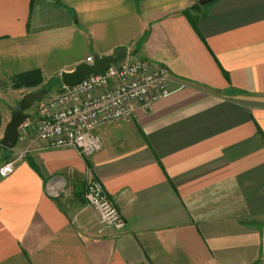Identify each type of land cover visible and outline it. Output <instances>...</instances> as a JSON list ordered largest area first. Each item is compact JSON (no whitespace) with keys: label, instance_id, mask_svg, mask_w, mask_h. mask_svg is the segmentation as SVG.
Wrapping results in <instances>:
<instances>
[{"label":"crops","instance_id":"obj_1","mask_svg":"<svg viewBox=\"0 0 264 264\" xmlns=\"http://www.w3.org/2000/svg\"><path fill=\"white\" fill-rule=\"evenodd\" d=\"M121 46L168 66L170 95L98 128L95 154L38 140L16 159L0 264H264V0H0V95ZM89 178L124 229L101 230Z\"/></svg>","mask_w":264,"mask_h":264},{"label":"built area","instance_id":"obj_2","mask_svg":"<svg viewBox=\"0 0 264 264\" xmlns=\"http://www.w3.org/2000/svg\"><path fill=\"white\" fill-rule=\"evenodd\" d=\"M92 60V56L87 58L88 62ZM173 82L168 66L148 59L126 58L75 85L63 84L56 96L37 101L38 120H27L21 128L20 139L28 143L16 151L15 158L0 166V176L13 172L16 159L39 149L35 145L38 140L45 141L47 148H72L83 156L95 154L102 148L98 128L128 117L136 102L150 105L169 96ZM85 200L96 210L101 230L124 229L125 219L102 181L88 179Z\"/></svg>","mask_w":264,"mask_h":264},{"label":"water","instance_id":"obj_3","mask_svg":"<svg viewBox=\"0 0 264 264\" xmlns=\"http://www.w3.org/2000/svg\"><path fill=\"white\" fill-rule=\"evenodd\" d=\"M130 55L129 48L121 46L112 53L100 55L94 53L92 62H80L73 70L62 71L61 81L66 86H72L82 81L88 75L102 73L112 64L125 60ZM49 89L42 88L25 94L15 105L10 106L11 118L5 126L0 144L7 149L13 150L21 137V128L29 119V110L34 104L49 93Z\"/></svg>","mask_w":264,"mask_h":264},{"label":"rangeland","instance_id":"obj_4","mask_svg":"<svg viewBox=\"0 0 264 264\" xmlns=\"http://www.w3.org/2000/svg\"><path fill=\"white\" fill-rule=\"evenodd\" d=\"M21 50V49H18ZM133 51V49H132ZM131 52V51H130ZM77 53V52H76ZM137 54L130 53V55L127 58H130L131 60H135L134 58H137ZM72 67L73 65L71 64H50L48 67V70H45L42 72L43 74V81L40 85L36 87H26V88H21V89H16L13 86H9L7 90H5L1 95V102H0V140L3 137L4 129L6 124L11 118V110L9 109V106L15 105L25 94H27L30 91H36L40 90L42 88H47L49 89V93L44 96L43 98L47 97H52L56 96L59 88L61 87L62 81H61V72L66 71V70H61L62 68L60 67ZM75 67V66H74ZM37 102L34 104L32 107V112L37 111ZM31 110H29V113H31ZM39 114V112H38ZM33 123V122H32ZM21 146V140H19L18 144L16 147ZM15 147V148H16ZM14 148V149H15ZM11 150V149H9ZM10 152H7L2 149L0 145V163H3V161L9 159L11 157L7 156L6 154H9Z\"/></svg>","mask_w":264,"mask_h":264},{"label":"trees","instance_id":"obj_5","mask_svg":"<svg viewBox=\"0 0 264 264\" xmlns=\"http://www.w3.org/2000/svg\"><path fill=\"white\" fill-rule=\"evenodd\" d=\"M43 81V74L42 71L40 69H32V70H28L22 73H19L15 76H13L12 78V84L14 88H23V87H36L38 85H40ZM63 84H61V87L59 88L60 92L62 90ZM1 145V144H0ZM2 149L10 152L9 154H6L7 156H10L11 150L5 148L4 146H2Z\"/></svg>","mask_w":264,"mask_h":264}]
</instances>
